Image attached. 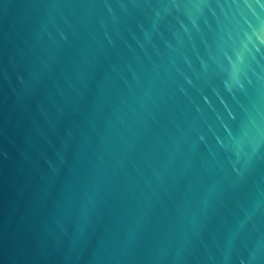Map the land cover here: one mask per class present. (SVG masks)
<instances>
[{"label":"water","instance_id":"obj_1","mask_svg":"<svg viewBox=\"0 0 264 264\" xmlns=\"http://www.w3.org/2000/svg\"><path fill=\"white\" fill-rule=\"evenodd\" d=\"M0 264H264V0H0Z\"/></svg>","mask_w":264,"mask_h":264}]
</instances>
